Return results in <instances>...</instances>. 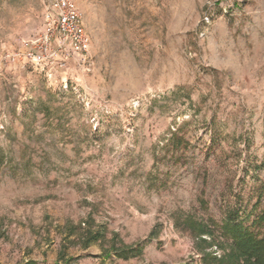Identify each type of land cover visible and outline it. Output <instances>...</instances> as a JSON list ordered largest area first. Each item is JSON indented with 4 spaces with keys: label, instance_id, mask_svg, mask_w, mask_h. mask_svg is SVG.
I'll list each match as a JSON object with an SVG mask.
<instances>
[{
    "label": "rangeland",
    "instance_id": "1",
    "mask_svg": "<svg viewBox=\"0 0 264 264\" xmlns=\"http://www.w3.org/2000/svg\"><path fill=\"white\" fill-rule=\"evenodd\" d=\"M49 3L0 0V264H258L264 0H78L86 54L14 59Z\"/></svg>",
    "mask_w": 264,
    "mask_h": 264
},
{
    "label": "built area",
    "instance_id": "2",
    "mask_svg": "<svg viewBox=\"0 0 264 264\" xmlns=\"http://www.w3.org/2000/svg\"><path fill=\"white\" fill-rule=\"evenodd\" d=\"M90 46L78 0H50L40 34L22 39L20 49L12 55L14 59L64 67L66 60L61 56L86 54Z\"/></svg>",
    "mask_w": 264,
    "mask_h": 264
},
{
    "label": "trees",
    "instance_id": "3",
    "mask_svg": "<svg viewBox=\"0 0 264 264\" xmlns=\"http://www.w3.org/2000/svg\"><path fill=\"white\" fill-rule=\"evenodd\" d=\"M262 218L264 219V213L262 214ZM236 223V224H233ZM226 226H232L233 229L236 232V238L237 242L239 243V249H241V253L245 255L246 257H250L252 255H255L256 262L258 264H264V237L258 238L256 235H254L252 232H250L248 229H241V226L239 223L235 222L232 218H229L225 222ZM95 239V235L92 234L90 238H88V243L92 242ZM144 245L138 244V245H124L121 248L114 247V244L112 246V250L115 252L117 257L127 259L131 256H135L138 253H141L143 251ZM107 253V252H106ZM61 255H64L62 253ZM74 257H68L67 264H79L75 262ZM27 264H36V261L32 260L27 262Z\"/></svg>",
    "mask_w": 264,
    "mask_h": 264
}]
</instances>
